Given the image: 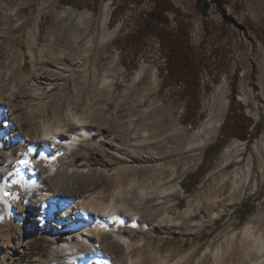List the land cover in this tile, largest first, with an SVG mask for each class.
Returning a JSON list of instances; mask_svg holds the SVG:
<instances>
[{
	"label": "rangeland",
	"instance_id": "374dc122",
	"mask_svg": "<svg viewBox=\"0 0 264 264\" xmlns=\"http://www.w3.org/2000/svg\"><path fill=\"white\" fill-rule=\"evenodd\" d=\"M170 1L189 24L199 60L193 118L184 120L183 84L168 81L158 39L148 36L138 46L122 40L150 0H0V103L25 123L28 109L50 118L66 112L71 123L91 124L96 135L79 147L81 160L105 176L90 193L108 203L117 199L140 219L139 226L122 227L136 247L133 261L264 264V0L210 1L205 13L196 0ZM167 15L168 28H175V13ZM232 95L260 121L261 132L246 141L225 136L205 160ZM24 149L3 152L13 160ZM81 160L63 157L58 171L80 168ZM202 165L199 183L185 191L181 181ZM21 187L27 191L26 183ZM13 217L0 212V264H56L53 233ZM3 234L11 243L7 260ZM119 258L117 264L132 261Z\"/></svg>",
	"mask_w": 264,
	"mask_h": 264
},
{
	"label": "bare ground",
	"instance_id": "6f19581e",
	"mask_svg": "<svg viewBox=\"0 0 264 264\" xmlns=\"http://www.w3.org/2000/svg\"><path fill=\"white\" fill-rule=\"evenodd\" d=\"M220 96L219 105L222 107L227 103V98L223 91H220ZM13 111L6 110V106L0 103V212L10 211L15 222L25 223L31 228H48L57 241V246L51 252L53 263L117 264L123 255L131 259L135 257L136 247L131 246L132 239L128 235L130 229L122 227L139 226L140 219L134 220L125 213L117 205V199L108 203L106 199L101 200L99 196L91 194L95 179L105 176L103 173H93L81 160L83 153L79 147L87 145L86 141L94 139L96 135L91 124L82 123L80 119L76 124L71 123L66 112L59 116L58 112L53 111L55 115L50 118L44 111L28 109L25 111L28 122L25 123L16 120ZM221 112L220 108L216 110L214 117ZM213 128V131L217 129ZM11 147L25 149L17 158L9 160L3 149ZM29 148L34 151L29 153ZM39 152H43L46 158L40 159ZM63 157H70L73 162L81 160L80 168L58 171ZM21 160L30 163L21 164ZM17 169L27 184L26 192L21 184L12 183L18 179L15 175ZM4 192L9 195L5 196ZM72 209L73 212L69 214ZM36 230L38 232L35 229V233ZM3 238L6 249V252H2L3 260H7L11 257L8 251L11 243L8 234H3ZM2 247L0 244V250ZM151 258L142 256L140 262L132 259L123 264H146ZM153 259V264L171 262Z\"/></svg>",
	"mask_w": 264,
	"mask_h": 264
},
{
	"label": "trees",
	"instance_id": "16d2710c",
	"mask_svg": "<svg viewBox=\"0 0 264 264\" xmlns=\"http://www.w3.org/2000/svg\"><path fill=\"white\" fill-rule=\"evenodd\" d=\"M65 2V0H61ZM129 1V0H126ZM138 1V0H137ZM152 6L147 12H141L135 28L123 37V41L130 45L138 46L148 36L154 35L162 54L165 58V71L168 81L182 83L180 96L185 100L184 120L193 118L199 108V60L190 43L189 24L179 18V11L170 0H150ZM217 6L226 4L228 0H196L201 10L205 13L208 2ZM168 12L175 13L176 26L168 28ZM231 19V18H229ZM233 20V19H231ZM232 90H235L233 85ZM261 132L260 121H255L246 115L243 107L237 105L232 95L225 119L220 128V138L205 149L204 159L218 152L222 147L221 138L227 136L241 141L250 140ZM203 165L181 181L185 191H191L200 181ZM240 220L246 216L242 207L236 209Z\"/></svg>",
	"mask_w": 264,
	"mask_h": 264
},
{
	"label": "snow or ice",
	"instance_id": "6c2138e0",
	"mask_svg": "<svg viewBox=\"0 0 264 264\" xmlns=\"http://www.w3.org/2000/svg\"><path fill=\"white\" fill-rule=\"evenodd\" d=\"M33 151H34V150H33L32 148H29V149H28V152H29V153H32ZM38 156H39L40 159H45V158H46V157L44 156V153H43V152H39V153H38ZM19 163L27 165V164L30 163V161H28V160H21V161H19ZM10 175H11V173H10ZM15 175L18 177V179H14V180L12 181L13 184H23V183H25V182H24V178H23V176L21 175L19 169L16 170ZM0 190H2V189H0ZM4 195H5V196H8L9 193L4 192Z\"/></svg>",
	"mask_w": 264,
	"mask_h": 264
}]
</instances>
